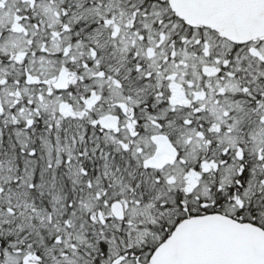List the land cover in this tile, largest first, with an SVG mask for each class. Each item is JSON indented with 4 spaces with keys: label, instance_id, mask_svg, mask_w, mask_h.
I'll return each instance as SVG.
<instances>
[{
    "label": "snow or ice",
    "instance_id": "1",
    "mask_svg": "<svg viewBox=\"0 0 264 264\" xmlns=\"http://www.w3.org/2000/svg\"><path fill=\"white\" fill-rule=\"evenodd\" d=\"M0 264H264V0H0Z\"/></svg>",
    "mask_w": 264,
    "mask_h": 264
}]
</instances>
